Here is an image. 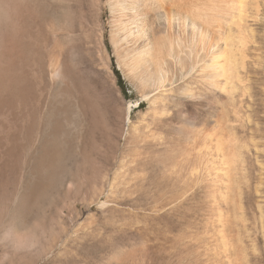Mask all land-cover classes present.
<instances>
[{"label":"bare ground","instance_id":"1","mask_svg":"<svg viewBox=\"0 0 264 264\" xmlns=\"http://www.w3.org/2000/svg\"><path fill=\"white\" fill-rule=\"evenodd\" d=\"M91 1L96 58L105 92L121 105L125 148L151 155L167 179L203 187L211 264H247L240 231L252 190L264 238V0ZM69 2L0 0V153L42 155L68 149L67 139L80 152L88 135Z\"/></svg>","mask_w":264,"mask_h":264},{"label":"rangeland","instance_id":"2","mask_svg":"<svg viewBox=\"0 0 264 264\" xmlns=\"http://www.w3.org/2000/svg\"><path fill=\"white\" fill-rule=\"evenodd\" d=\"M92 2L65 5L73 7L81 55L78 89L92 109L88 135L80 152L67 139L68 149L42 155L0 153V264H211L213 256L205 250L212 239L204 234L209 214L203 187L190 189L189 181L182 185L167 179L151 155L134 157L125 148L121 105L105 92L109 84L96 58ZM117 74L118 86L131 98L126 102L135 105L136 91ZM23 182L28 188L16 201ZM189 190L191 196L178 205ZM244 201L243 254L247 264H264L255 191L246 193Z\"/></svg>","mask_w":264,"mask_h":264}]
</instances>
